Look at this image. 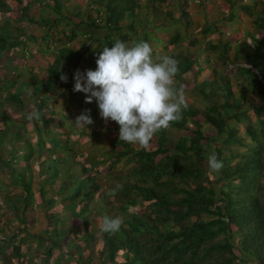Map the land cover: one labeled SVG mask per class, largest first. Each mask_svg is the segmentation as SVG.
Masks as SVG:
<instances>
[{
    "label": "trees",
    "instance_id": "obj_1",
    "mask_svg": "<svg viewBox=\"0 0 264 264\" xmlns=\"http://www.w3.org/2000/svg\"><path fill=\"white\" fill-rule=\"evenodd\" d=\"M30 1L46 5L49 0ZM149 1L152 5H145L147 8L145 12L147 17L151 15L152 18L149 22L146 21L137 36H140L141 41L146 42V28L155 25L159 30H163L162 32H166L167 37L158 40L161 48L165 50L159 55H170L179 61V72L175 77L177 87L188 83L192 76L194 79L192 91L207 104L204 107H195L188 102L189 106L183 111V118L155 135V148L144 150L138 145L118 139L117 142L122 149L112 151L114 157L116 159L125 157L127 161H134V164L127 174H121V181L117 180V184L123 186L122 189L115 196L109 197L106 193L117 184L107 186V177H104L103 184L99 183L98 177L92 174V167L98 166L92 157L85 156L82 161L78 160L79 164L75 168L69 166L75 149L72 147L73 143L66 141L68 132L60 123H54L52 115L42 109L50 94L43 95V93L38 103L35 98L36 108L41 113L40 125H37L38 120H28L26 118L28 113L22 112L21 117L24 120L19 121L16 118L18 126L15 125L14 143L11 144L14 147L15 143L21 141L19 138L25 136L27 123L33 125L35 140L28 141L25 138L22 144L26 152L20 157L27 161L30 158L35 159L33 165L41 177L38 192L41 200L45 201L49 226L53 225L48 236L45 233L49 231V226L44 231L43 237L36 235L34 237L36 236L39 241L49 239L50 243L47 247L49 249L44 247L48 254L52 248L62 247L61 239L69 240V234L74 227L69 226L63 230L56 228V217L51 215L55 204L63 205L64 200H67L72 217L79 223L77 231L82 232L80 238L84 244L83 248L80 245L71 246L70 248L74 249L67 251L68 256L75 257V264H89L96 231L100 236L99 246L96 249L98 264H243L245 259L252 258L264 264V143L262 141L264 140L262 120L264 35L251 38L250 42L243 41L235 47L237 49L235 60H242L248 65L240 64L234 69L239 77L236 81L239 90L235 92L229 76L227 78L222 76L216 69L206 66L207 69L201 76L204 68L202 61H198L195 57L197 51H188L189 46L198 42L193 32L188 36L194 39H190V43L185 46L188 53L185 55L182 51L178 53L175 46L176 44L182 46L180 41L186 37L183 29H177L175 26L176 23L179 24L180 19L174 18L175 24L172 21L154 23L161 13L157 6L165 0H157V5H154L156 3L152 0ZM53 2L59 16L51 20L54 23L52 25L61 23L63 16H66L76 27L83 24V21L74 22L73 16L63 11L61 0H53ZM91 2L103 7L102 12L105 14L103 24L96 23L95 19L84 22L86 26L96 28L98 32L94 37L97 41L105 43L104 46L113 47V42L117 39L125 41L127 35L123 30L126 28L132 35L136 34L133 31V22L137 17L135 10L140 6L137 0H92ZM236 2L237 0L231 2L230 12L222 19L235 21L237 14L233 10L240 9L248 15L250 25L258 33H263L264 0H250L249 3L239 5H236ZM1 6L3 4L0 1V8ZM28 8L27 2L23 5L22 13L26 14ZM182 13L186 14V11L183 9ZM77 15L79 16V13ZM125 17L129 20L122 25L121 22ZM187 20L189 21V16ZM7 24V22L3 23L0 29V56L12 49L18 51V44L29 41L26 33H18V37L13 38L12 30ZM212 28L217 27L208 24L204 30L207 32ZM74 33L75 30H72L67 36L72 38ZM221 39L220 37L215 45H208L207 48L222 49L220 56L224 60L230 44L228 39ZM61 59L63 57L58 54L49 62V66L45 69L49 75L44 85L41 87L33 85L31 95L38 96L41 88L49 91L54 86L60 75L56 72V67L62 66ZM18 60L22 61L21 57ZM74 60L79 59L76 57ZM204 61L208 63L209 59L205 57ZM14 68L19 67L14 65ZM67 71L72 76L74 65L72 64L70 69L67 67ZM207 71L211 75L208 76ZM33 74L37 75L36 72ZM30 84L31 81H20L19 75L14 79H5L0 75L1 146L5 144V138L9 134L8 128L13 125V120L7 119L8 113L2 107L5 103H12L23 108L25 102L21 92ZM68 86L72 91L74 90L71 80ZM7 88L12 91L5 96ZM251 113L255 116V121ZM198 115L202 116L206 127L202 129L200 122L194 121L196 127L192 130V135H178L172 141V145L168 146L169 129H173V133L181 132L186 124L193 122L192 120ZM240 125L243 126V136L238 134ZM242 148L245 150L241 151ZM211 153H215L218 160L223 162V168L219 172L210 171L208 168L207 158ZM74 155L77 158L75 153ZM17 159L14 153H10L6 158H2L0 154V163L10 171L11 182L21 185L24 192L15 196L16 200L12 199L14 202L10 201L12 198L10 196L3 197L0 199V206L5 205L19 222V226L23 225L22 230L18 227L19 233L26 230L28 211L32 207L29 197L33 192L29 187L31 177L25 176L24 168L18 176H14L11 164ZM45 161L47 164H44ZM26 163L29 165L28 162ZM58 173H61L59 178L56 176ZM52 182L57 183L58 189L49 192L45 200L44 193L48 190V184ZM20 201L22 204H19ZM97 216L101 219L104 216L120 217L123 224L115 233L101 231V224L97 229L89 228L91 217L95 219ZM28 235L29 233H25V236ZM15 236L16 234L1 242L0 253L7 244L12 245L9 242L13 241ZM235 236L240 237L239 250L245 255L244 259L239 258L234 252V244L238 242H235L237 240ZM23 238L19 240L23 241ZM13 248H15L14 254L18 255L20 245L17 243ZM84 248L87 249L85 256Z\"/></svg>",
    "mask_w": 264,
    "mask_h": 264
},
{
    "label": "rangeland",
    "instance_id": "obj_2",
    "mask_svg": "<svg viewBox=\"0 0 264 264\" xmlns=\"http://www.w3.org/2000/svg\"><path fill=\"white\" fill-rule=\"evenodd\" d=\"M0 1L3 4L0 8V29L2 24L7 22L8 27L12 30L11 36L13 38L18 37V33H26L29 37L32 36L30 38L27 36L29 39L28 42L18 44V51L12 49L9 50L8 53L0 56V75L2 77H5V79H14L19 75L20 81H31V84L21 92L23 102H25L23 108H19L16 105L14 106L12 103H5L2 107V109L8 113L7 119L13 120V125L8 128L9 130L7 129L9 134L5 138V144H3V146H1L2 144L0 145V154L2 155V158H6L10 153H14L15 156H17V161H13L11 164V167L14 169V176H18V173L24 168L25 176L28 178L31 177L29 187L30 191L33 192V195L29 197L32 207L31 210L28 211V224L25 227V231L18 233V227L22 230L23 225L21 224L19 226V222L5 205L0 206V235L6 240L16 234L13 241L9 242L12 243V245L7 244L2 253H0V264H75V257L68 256L67 251L69 249H74L70 248L71 246L76 247L77 245H80L81 248H83L84 244L80 238L82 232L77 231V229L79 230V223L72 217V214L68 209L67 200H64L63 205L61 203L55 204L51 215L56 217V228L63 230L69 226L74 227L69 234V240L67 238L61 239L60 242L62 243V247H54L48 254V251L46 252V250L49 249L47 248L50 243L49 239L45 238V241H39V239L36 238V236H44V231L50 225V221L47 219L48 214L45 211V201L43 202L41 200L38 192V183L40 182L41 177L39 176L37 168L33 165L35 159L30 158V160L27 161L20 157L26 152V149L22 144L25 138L28 141L35 140V130L33 129V125L26 122L25 136L20 137L19 139H21V141L15 143L14 147H12L11 144L14 143V133L16 132V126H18L15 121L16 118L19 121L24 120V118L21 117V113H30L33 109H37L35 98H37L38 103V101L41 100L42 94L44 93L43 95H45L47 93L50 94V97L45 101V106L42 109L45 113L52 115L51 117L54 123H60V125L64 127V130L68 132L66 141L70 144L73 143L72 147L75 149L74 153L78 158L75 157L74 153L72 154L74 157L70 160V167L75 168L76 165L79 164L77 161H82L85 156L92 157L95 160V163L98 164L97 167H92V174L95 177H98L100 184H103L104 177H107V186L116 185L117 180L121 181V174L128 173L134 164V161H127L125 157L116 159L112 152L115 149H122L121 145L117 142L119 139V125L114 121H108L106 123L101 118L96 98H93L91 103L87 102V96L90 95V93L86 94L84 92L72 91L68 86L70 80L73 86L75 85V73L77 70L86 74L87 70L96 69V59L98 54L103 51L105 43L97 41V38L94 36L97 35L96 33L98 31L96 28L86 26L85 22L95 19L96 23L103 24L105 14L102 12L103 7H99L92 3V0H61L63 11L66 13L68 12V14L70 13L74 18V22L83 21V24L76 27L66 16H63L65 19L62 18L61 23L57 22L55 25H52L54 23H52L51 20L56 19L59 16L54 9L53 0H49L46 5L31 2L30 0ZM137 1L140 3V6L135 10L137 17L133 22V31L136 32V34L132 35L127 28L123 30V33L127 35L124 42L129 44L141 41L140 36H137V34L141 32L143 25L149 22L152 18L151 15L147 17L145 12L147 11L145 5H152V2L149 0ZM152 1L154 3L157 2V0ZM232 1L233 0L161 1V4H154H158L157 7L161 11L160 17L154 23L160 24L162 22L165 23L166 21L174 22V18H179L180 22L179 24L176 23L175 26L180 30L182 28L186 37L183 41H180L182 46L176 44L175 47L178 49V53H181L182 51L183 55L187 54L188 52L185 49V46L190 43V39L192 40L196 38L198 41L197 44L189 46L188 51H197L195 57L198 61H202V67L204 68V71L201 72V76L205 73L207 69L206 66L210 69H216V71L222 76L226 78L229 76L232 86L235 89V92H237L239 89L236 81L239 77H237L234 69L240 64L246 66V63L242 60H235L234 55L237 50L235 47L239 43H243V41L250 42L252 40L251 38L262 37L264 32L261 34L258 33L255 28L250 25L248 15L237 8L233 10L234 13L237 14L234 18L235 21L230 19L224 21L222 18L230 12ZM27 2L29 8L27 13L23 14V5ZM249 2L250 0H237L236 5ZM181 7L186 11L187 15L182 13L183 9ZM77 13H79V16ZM188 16L189 21L187 20ZM30 19H32V21H30ZM128 20L129 18L125 17L121 24L124 25ZM206 23L217 28H212L210 31L205 32L204 29L208 25ZM48 25H50L51 28ZM72 30H75V33L72 38H69L67 35H69ZM162 31L163 30H159L157 25L153 27L149 26L145 30L147 33L146 42L150 43L153 47L154 54L164 53L165 51L161 48L160 41L158 42L159 38L165 39L167 37L166 32ZM191 32H193L194 38L188 36ZM123 33L121 31V34ZM136 37H138V39H136ZM220 37L222 38L221 40L228 39L230 44L229 50L225 52L226 57L224 60L220 56L222 49L218 48V50H210L207 48L208 45H215ZM115 39H117V37H115ZM170 49H172V47ZM58 54L61 55L63 59H61L62 66L56 67V72L60 74L57 81H55L54 86L49 91H45L44 88H41L38 96L34 97V95H31L33 85L38 87L44 85V82L49 75V72L45 69L49 66V62L54 59L55 55ZM69 54H73L74 58H72L73 55ZM20 57L22 61L18 60ZM67 57L72 59L68 60ZM76 57L79 60H74ZM205 57L209 59L208 63L204 61ZM204 62L206 64H204ZM72 64L74 65V73L70 76L67 67L69 69L72 68ZM14 65L19 68L15 69ZM58 69L62 70L58 71ZM34 72H36L37 75H34ZM207 74L208 76L211 75L208 71ZM62 75L67 77V82L61 80ZM193 84L194 79L192 76H190L188 83L183 84L187 101L190 102L192 106L204 107L207 103H205L197 93L192 91ZM11 91L12 89L7 88L5 96H8ZM0 97H2V95H0ZM82 113L90 116L94 123L87 125V127H78L74 121ZM251 116L255 121L256 118L253 113H251ZM202 119L201 115L196 116L193 120L190 119L193 122L186 124L187 126L183 128L181 132L176 131L173 133V129H169L170 132L168 134L170 136V141L168 146L172 145V141L175 140L178 135H192V130L196 127L194 121H199L202 129H204L206 124ZM262 120L264 121V117H262ZM37 125H40L39 120L37 121ZM242 129L243 126L240 125L238 134L243 136ZM262 141L264 143V140ZM150 145L152 148H155V138L150 141ZM12 149H15L14 152L11 151ZM244 150L245 148L241 149V151ZM232 161H234V159ZM26 162H28L29 165H27ZM44 164H47V161H45ZM60 175L61 173H58L56 176L59 178ZM10 177L11 173L8 168L0 163V199L5 196H10L12 197L10 201L14 202L12 199L16 200L15 196H19L24 191L21 185L13 184ZM47 188L48 190L43 196L45 200L48 198L49 192H54L58 189V185L57 183L55 184L52 182L48 184ZM107 190H109L108 187ZM19 204H22V202L20 201ZM90 221L88 227L91 229H97L98 225L101 224L102 219L97 216L95 219H92L91 217ZM49 227V231H46L45 233L47 236L49 235L48 232L53 229V225ZM25 233H29V235L25 236ZM34 235L36 236L34 237ZM22 237H24L23 241H20L19 239ZM99 237L100 236L96 231L94 242L91 246L92 252L89 264H98L96 249L97 246H99ZM235 239H237L235 240V242H237L240 237L235 236ZM1 242L2 240H0V244ZM17 243L20 245V252L18 255H15V248H13V245ZM239 249L240 244L238 241L234 244V252L239 258L244 259L245 255L242 254ZM86 254L87 249L84 248L83 255L85 256ZM243 264L260 263L255 258H252L249 260L245 259V263Z\"/></svg>",
    "mask_w": 264,
    "mask_h": 264
},
{
    "label": "clouds",
    "instance_id": "obj_3",
    "mask_svg": "<svg viewBox=\"0 0 264 264\" xmlns=\"http://www.w3.org/2000/svg\"><path fill=\"white\" fill-rule=\"evenodd\" d=\"M96 64V69L86 74L77 70L74 91L90 93L88 103L96 98L101 118L119 125L120 141L148 150L158 132L183 118L189 105L184 85L176 84L179 61L173 56L154 54L145 41L129 44L117 39L113 47L103 48ZM61 80L67 82V77L62 75ZM40 116V111L33 109L26 118L39 120ZM74 122L78 127L94 123L83 113ZM207 165L213 172L223 168L215 153L208 155ZM122 187L117 184L106 195L113 197ZM122 224L120 217L104 216L100 230L115 233Z\"/></svg>",
    "mask_w": 264,
    "mask_h": 264
},
{
    "label": "built area",
    "instance_id": "obj_4",
    "mask_svg": "<svg viewBox=\"0 0 264 264\" xmlns=\"http://www.w3.org/2000/svg\"><path fill=\"white\" fill-rule=\"evenodd\" d=\"M246 66H247V64H245ZM5 238L2 236V235H0V240H4Z\"/></svg>",
    "mask_w": 264,
    "mask_h": 264
}]
</instances>
